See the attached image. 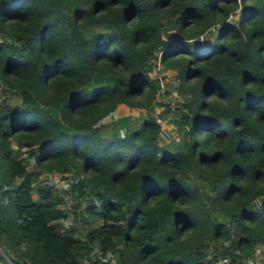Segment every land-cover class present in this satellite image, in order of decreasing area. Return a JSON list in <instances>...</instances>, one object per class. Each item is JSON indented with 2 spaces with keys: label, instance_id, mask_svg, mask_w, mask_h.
<instances>
[{
  "label": "trees",
  "instance_id": "1",
  "mask_svg": "<svg viewBox=\"0 0 264 264\" xmlns=\"http://www.w3.org/2000/svg\"><path fill=\"white\" fill-rule=\"evenodd\" d=\"M157 52L177 68L187 142L159 145L150 115L134 127L104 120L120 103L159 102L160 77L148 75ZM51 172L71 173L67 190L80 200L71 211L38 181ZM258 244L264 0H0L5 254L26 264H210Z\"/></svg>",
  "mask_w": 264,
  "mask_h": 264
},
{
  "label": "rangeland",
  "instance_id": "2",
  "mask_svg": "<svg viewBox=\"0 0 264 264\" xmlns=\"http://www.w3.org/2000/svg\"><path fill=\"white\" fill-rule=\"evenodd\" d=\"M237 12L233 14L231 18H229L232 21L237 20ZM217 27H214L211 31V35L213 38L216 36L217 33ZM189 41L196 42L195 37L190 38ZM157 58L156 62L153 61V66L151 67V70L148 72V75L152 78L160 77V83L161 87L158 90L156 97L157 100L159 99V102L154 103L149 109H141L137 107H130L125 104H118L111 115L106 117L104 120L108 121L112 118H119L124 116L125 117V123L129 127H134L140 123V121L143 119L144 116L150 115V117L153 119V121L158 124V136L156 140L158 141L159 145H175L179 142L181 143L182 140L186 141L184 138V134L187 129V126L182 127V125H179L178 123L179 118L177 114V108H181V104L183 103V98L180 96L179 92V78L176 76V66L172 65L171 68H163L160 62V55L159 52H157ZM184 110L185 108L182 107ZM121 130H124V126L121 127ZM120 130V132H121ZM184 131V132H183ZM174 142V143H172ZM187 142V141H186ZM159 152H157L158 154ZM71 173H41L39 175L38 181L40 182H47L50 184L57 193L61 195V197L64 199L61 207L67 209L68 211H71L72 204H75L79 202V198L73 197V193L70 192L68 189V183L71 179ZM33 196H37L36 193L33 194ZM83 204L82 202H80ZM72 217H64L60 218L57 221L61 222L62 224L66 225L71 221ZM90 221V218H86V221L84 222L85 226H88L87 222ZM95 223H98V220L94 221ZM97 255L100 256V253L97 252ZM107 258V256H106ZM110 264H114L113 259L110 260ZM10 264V262H9ZM81 264H89L87 263V260L85 259Z\"/></svg>",
  "mask_w": 264,
  "mask_h": 264
},
{
  "label": "crops",
  "instance_id": "3",
  "mask_svg": "<svg viewBox=\"0 0 264 264\" xmlns=\"http://www.w3.org/2000/svg\"><path fill=\"white\" fill-rule=\"evenodd\" d=\"M0 251H2V250L0 249ZM2 252L4 253V251H2ZM5 255H7V254H5ZM248 260H252L258 264H264V244L256 245L250 256L242 257L241 259H236L234 261L235 262L234 264H246V262ZM0 264H9V261H7L4 258H0Z\"/></svg>",
  "mask_w": 264,
  "mask_h": 264
},
{
  "label": "built area",
  "instance_id": "4",
  "mask_svg": "<svg viewBox=\"0 0 264 264\" xmlns=\"http://www.w3.org/2000/svg\"><path fill=\"white\" fill-rule=\"evenodd\" d=\"M234 261H233V259L231 258L230 255H227V254H219V255H216L212 259V261H211L210 264H234L235 263ZM246 264H258V263H255L252 260H248L246 262Z\"/></svg>",
  "mask_w": 264,
  "mask_h": 264
},
{
  "label": "water",
  "instance_id": "5",
  "mask_svg": "<svg viewBox=\"0 0 264 264\" xmlns=\"http://www.w3.org/2000/svg\"><path fill=\"white\" fill-rule=\"evenodd\" d=\"M0 258L6 259L7 261L10 262V264H26L22 261H19L16 258L12 257V256L5 255L2 251H0Z\"/></svg>",
  "mask_w": 264,
  "mask_h": 264
}]
</instances>
